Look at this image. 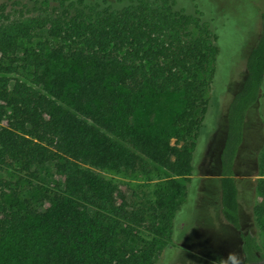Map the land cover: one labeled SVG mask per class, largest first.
Segmentation results:
<instances>
[{"label":"trees","instance_id":"trees-1","mask_svg":"<svg viewBox=\"0 0 264 264\" xmlns=\"http://www.w3.org/2000/svg\"><path fill=\"white\" fill-rule=\"evenodd\" d=\"M179 1H0V173L10 175L0 177V264L140 263L137 255L116 256L111 238L139 224L143 206L117 205L115 186L90 167L129 171L151 162L180 176L195 172L221 26L212 0H189L191 13ZM252 7L247 23L253 28L257 19L258 32L225 105L216 182L243 264H263L257 237L241 230L238 194L264 193V180H237L234 169L248 114L264 96V7ZM41 23L59 52L46 59L40 42L19 57V43L30 42ZM17 67L32 69L28 81L7 76ZM170 93L181 97L171 135L144 116L158 95ZM257 165L262 175L264 144ZM43 166L62 179L39 178ZM253 210L264 212L256 204Z\"/></svg>","mask_w":264,"mask_h":264},{"label":"rangeland","instance_id":"rangeland-1","mask_svg":"<svg viewBox=\"0 0 264 264\" xmlns=\"http://www.w3.org/2000/svg\"><path fill=\"white\" fill-rule=\"evenodd\" d=\"M244 1L212 0L213 5H209L212 12L216 10L219 14L220 50L214 86L211 93L206 95L214 100L210 101L193 153L195 172L180 176L170 168L151 162L144 168L129 171L90 167L115 186L114 200L117 205L123 204L127 210L143 206L140 223L116 230L111 238L113 252L118 257L137 255L139 264H146L147 261L149 264H243L238 231L227 224L221 215L216 181L218 153L225 126V105L241 84L245 71L244 58L258 32L257 19L253 28L247 22L253 17L252 5L264 7V0H248L252 5L242 4ZM190 3L189 0H180L176 6L191 13L195 6ZM199 3L204 4L202 0ZM242 27L247 30H241ZM40 42L44 43L46 59L59 52V42L47 35L46 26L41 23L34 30L30 42L19 43L17 55L21 57L26 49ZM50 62L53 66L54 59ZM0 64L4 62L0 60ZM31 70L29 67H17L6 74L12 79L28 81ZM151 107L150 112V108H146L144 116L160 128L169 127L171 135V122L181 107L180 95H158ZM143 112L144 109L137 115ZM168 140L172 144L176 138L169 137ZM263 144L264 96L261 104L250 111L245 122L244 140L234 167L237 180H264V172L258 175L260 170L257 165V153ZM48 174L53 175L52 182L62 179L50 166L41 167L38 177L45 179ZM0 177L7 179L10 175L3 171ZM238 202L241 230L254 234L264 251V212L258 215L253 210L255 204L264 208V193L240 191Z\"/></svg>","mask_w":264,"mask_h":264}]
</instances>
